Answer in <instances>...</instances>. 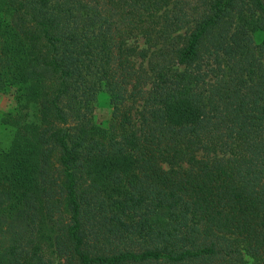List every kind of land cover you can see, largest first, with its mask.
<instances>
[{"label":"trees","instance_id":"16d2710c","mask_svg":"<svg viewBox=\"0 0 264 264\" xmlns=\"http://www.w3.org/2000/svg\"><path fill=\"white\" fill-rule=\"evenodd\" d=\"M0 95V264H264V0H0Z\"/></svg>","mask_w":264,"mask_h":264},{"label":"rangeland","instance_id":"374dc122","mask_svg":"<svg viewBox=\"0 0 264 264\" xmlns=\"http://www.w3.org/2000/svg\"><path fill=\"white\" fill-rule=\"evenodd\" d=\"M143 41H140V45H142ZM13 103V100L11 97L7 96V95H0V110H8L11 108V105ZM112 113V110L110 108V106L108 105V103L102 102L101 106H99V108H97V112H96V118L99 122H107L108 119L110 118ZM56 264H62L57 262Z\"/></svg>","mask_w":264,"mask_h":264}]
</instances>
